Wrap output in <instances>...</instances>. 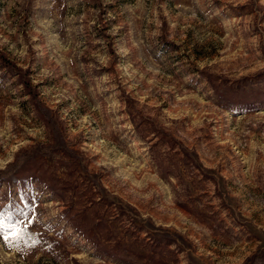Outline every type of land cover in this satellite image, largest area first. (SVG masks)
Segmentation results:
<instances>
[{
    "label": "rangeland",
    "instance_id": "obj_1",
    "mask_svg": "<svg viewBox=\"0 0 264 264\" xmlns=\"http://www.w3.org/2000/svg\"><path fill=\"white\" fill-rule=\"evenodd\" d=\"M0 53V169L74 184L0 186V264H264V0H0Z\"/></svg>",
    "mask_w": 264,
    "mask_h": 264
},
{
    "label": "trees",
    "instance_id": "obj_2",
    "mask_svg": "<svg viewBox=\"0 0 264 264\" xmlns=\"http://www.w3.org/2000/svg\"><path fill=\"white\" fill-rule=\"evenodd\" d=\"M0 63H2V65L6 67L11 74L18 76V81L20 84L24 85L26 93L33 94L31 85L29 81L26 80L25 75L19 74L20 70L3 53H0ZM35 107L44 124H46L51 129L52 122L49 112L45 109H42V107L37 104ZM158 134L161 136L162 141H167L169 145L171 144L173 146L174 141L169 138V135L164 130L158 131ZM62 146L63 144L56 139L50 145H43L38 148L33 147L31 150L20 152L17 154L15 160L4 170L0 169V186L2 184H23L21 187L23 188L24 186H30L33 183H38L40 185L47 186L54 195L60 193L61 197H65L64 195L68 194L69 191H74L73 180L66 182V186H64L63 189L58 190L54 186L53 180H50L51 177L49 178L48 174L41 169L40 165H38L39 158L50 154L53 152V149L54 151L57 150V148L60 149ZM66 154L68 155L69 152ZM75 206V202H72V204L68 206L61 214L62 219L71 225V228L75 233L84 238L87 242L94 245V247L98 251H101L102 254H107L115 259L121 257V255L118 254L122 251L121 243H116V245L113 247V250H111L105 246L99 240V238H97L98 231L100 233L104 229V224L98 221L95 226L91 225L88 222L86 216V211L88 209L84 208L86 211L84 210L83 213H81L79 210H76Z\"/></svg>",
    "mask_w": 264,
    "mask_h": 264
}]
</instances>
